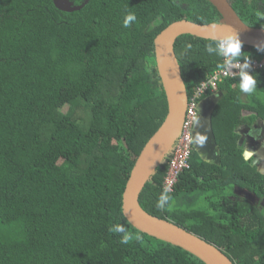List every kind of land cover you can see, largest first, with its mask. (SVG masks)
Returning a JSON list of instances; mask_svg holds the SVG:
<instances>
[{
	"label": "trees",
	"instance_id": "obj_1",
	"mask_svg": "<svg viewBox=\"0 0 264 264\" xmlns=\"http://www.w3.org/2000/svg\"><path fill=\"white\" fill-rule=\"evenodd\" d=\"M68 1L75 11L53 0H0V264H204L135 229L123 215L122 193L167 113L157 66L144 70L145 61H156L155 37L172 22L208 24L221 15L206 0ZM228 1L246 25L264 28V0ZM129 11L137 21L126 29ZM208 41H175L187 96L218 69ZM187 43L193 47L182 56ZM253 74L251 98L237 100L238 78L218 85L210 112L218 162L194 150L165 211L155 205L166 162L138 198L148 214L202 238L233 264H264V169L241 156L243 135L264 128V71ZM183 193L206 204L185 207ZM117 223L132 234L127 244L108 230Z\"/></svg>",
	"mask_w": 264,
	"mask_h": 264
},
{
	"label": "water",
	"instance_id": "obj_2",
	"mask_svg": "<svg viewBox=\"0 0 264 264\" xmlns=\"http://www.w3.org/2000/svg\"><path fill=\"white\" fill-rule=\"evenodd\" d=\"M206 1L221 15L220 21L217 22L219 27L215 33L206 28L211 23L200 24L178 20L169 24L154 39L157 70L166 95L167 113L134 162L122 193V212L126 220L138 231L178 247L204 264H233L222 250L167 220L148 214L138 202L141 191L156 168L164 164L169 157L184 119L188 96L174 53L176 39L182 35H190L209 40L213 35H224L228 31L225 26H230L238 32L239 38L246 47L256 48V44L264 42V28L246 25L228 0ZM53 3L61 11L71 12L77 9L72 7L68 0H53ZM218 99L219 95L214 94L202 100L203 104H210V108L203 111V117L206 119L201 121L200 126L194 131V134L196 131L207 134L208 140L205 146H197L195 150L198 155H204L210 159V162H218V148L210 129V112Z\"/></svg>",
	"mask_w": 264,
	"mask_h": 264
},
{
	"label": "clouds",
	"instance_id": "obj_3",
	"mask_svg": "<svg viewBox=\"0 0 264 264\" xmlns=\"http://www.w3.org/2000/svg\"><path fill=\"white\" fill-rule=\"evenodd\" d=\"M173 2L175 3V0H173ZM136 21L137 16L134 12H126L123 16L122 26L126 29L130 28ZM159 22L160 18L156 17L153 25L150 26V30L151 27L159 24ZM218 27L219 25L216 21H213L210 25L206 26L207 30L213 33L216 32ZM225 28H227L228 31L224 35H213L212 38L209 39V41L205 44V51L209 55L214 54L216 57L220 58V62L216 65V67L220 71L215 77L201 82L199 88L194 91L193 106L191 108V112L188 114L189 118L187 142L191 147L195 149H197V146H205L208 140V136L206 133L196 131L193 135L194 129H196L201 124L200 115L197 110V103L195 102L196 97L203 96L204 90L207 88L215 89L217 87L215 81L218 79V77L223 76L232 79L238 78V88L239 92L242 94V96L237 97L238 101H240L242 98H251L257 93L258 81L256 75L253 74L250 56L244 55V52L242 51L243 42L239 38L238 32L230 26H225ZM192 47L193 46L191 43L185 44L181 55L186 56ZM255 47L258 52H264V42L256 44ZM242 60L243 62H241ZM157 63V61L153 60L145 61V72L151 74L152 68L154 66H157ZM233 69H236L237 71L234 72ZM236 129L235 132L238 134ZM262 134H264V128H251L248 132V135L253 137L254 139H260ZM241 156L242 159L245 160V162L250 163L252 166H256L261 160H264V156H260L256 152L249 151L245 147H243ZM173 183L174 182L172 180H169L163 186L155 205L157 210L165 211L167 208L171 207V202L174 199L171 195L173 191ZM260 211L261 214H264V209H260ZM108 230L113 234L120 235V243L122 244H127L132 239V234L127 230L124 224L117 223L111 225ZM136 239L140 240L141 237L137 235Z\"/></svg>",
	"mask_w": 264,
	"mask_h": 264
},
{
	"label": "built area",
	"instance_id": "obj_4",
	"mask_svg": "<svg viewBox=\"0 0 264 264\" xmlns=\"http://www.w3.org/2000/svg\"><path fill=\"white\" fill-rule=\"evenodd\" d=\"M247 47L243 45L242 51H246ZM251 63H252V70L253 71H264V54L262 56H254L251 57ZM243 62V60L241 61ZM220 70H214L205 80H209L217 75V73ZM233 71H237L236 69H233ZM228 79L226 77L220 76L218 79L215 81L217 87L215 89H210L207 88L204 90V95L196 97V103H197V110L199 112L200 109V103L202 102V99L207 96L208 93L215 94L218 89V85L224 80ZM232 79V78H229ZM203 80L202 82H204ZM200 84L195 86L191 94L187 97V104H186V109H185V114H184V119L182 122V126L180 129V133L173 145L172 151L169 155V157L166 160V172L163 176L162 179V185H161V190L163 186L169 181L172 180L173 183V191L171 194L174 193L175 187L179 181V177L181 174L190 168V161H191V156L195 148L191 147L188 142H187V137H188V114L191 112V108L193 106V95L194 91L199 88ZM195 131V129H194ZM193 131V135H194Z\"/></svg>",
	"mask_w": 264,
	"mask_h": 264
},
{
	"label": "rangeland",
	"instance_id": "obj_5",
	"mask_svg": "<svg viewBox=\"0 0 264 264\" xmlns=\"http://www.w3.org/2000/svg\"><path fill=\"white\" fill-rule=\"evenodd\" d=\"M200 106H201V109H199V115H200L201 121H203V120L206 119V118L203 117V111H206L207 109H209L210 108V104L207 105V104H203L202 103V105L200 104ZM63 111L64 112L67 111V107H65L63 109ZM248 141H250V140L247 138V142ZM247 142H245V144H242L246 149L250 148V143H247ZM258 144H256V145L253 144V146H252V151L253 152H256V148H257ZM249 151H251V150H249ZM199 157H201L202 159H204L207 162L211 161L210 159H208L204 155H199ZM235 192L237 194V191H235ZM182 198L186 201V203H185L186 205L183 203V206H185V207L187 206V207H190V208H200V207H204V205L206 204L205 200L202 197L195 198V196L193 194L183 193L182 194ZM175 203H177V202H175Z\"/></svg>",
	"mask_w": 264,
	"mask_h": 264
},
{
	"label": "flooded vegetation",
	"instance_id": "obj_6",
	"mask_svg": "<svg viewBox=\"0 0 264 264\" xmlns=\"http://www.w3.org/2000/svg\"><path fill=\"white\" fill-rule=\"evenodd\" d=\"M256 128L257 129H261L260 126H257ZM249 131H250V129L243 135V138H242V140H244L243 144H245V142H247V138L250 140V141L247 142V143H250V148H252L253 144L256 145V144L259 143L257 148H256V153H258L260 156H264V154H263L264 153V134H262L260 139H254L253 137L248 135ZM258 165L260 166V168L264 169V160H261L258 163ZM243 191H245V190H243ZM245 192H247V191H245ZM261 205H264V200L261 201Z\"/></svg>",
	"mask_w": 264,
	"mask_h": 264
},
{
	"label": "crops",
	"instance_id": "obj_7",
	"mask_svg": "<svg viewBox=\"0 0 264 264\" xmlns=\"http://www.w3.org/2000/svg\"><path fill=\"white\" fill-rule=\"evenodd\" d=\"M242 147H244V146H242ZM247 150H251L252 151V148H248ZM235 191H237L238 197H242V198H245L247 196L249 197V194L247 192L243 191V190H237V189H235ZM235 194H236V192H235ZM232 198H231V200L237 201L236 199H234V197H232ZM235 198H237V197H235Z\"/></svg>",
	"mask_w": 264,
	"mask_h": 264
}]
</instances>
